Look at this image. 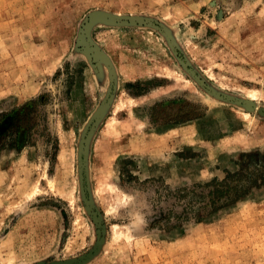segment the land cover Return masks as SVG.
I'll list each match as a JSON object with an SVG mask.
<instances>
[{"label":"rangeland","instance_id":"374dc122","mask_svg":"<svg viewBox=\"0 0 264 264\" xmlns=\"http://www.w3.org/2000/svg\"><path fill=\"white\" fill-rule=\"evenodd\" d=\"M0 264H264V0H0Z\"/></svg>","mask_w":264,"mask_h":264},{"label":"bare ground","instance_id":"6f19581e","mask_svg":"<svg viewBox=\"0 0 264 264\" xmlns=\"http://www.w3.org/2000/svg\"><path fill=\"white\" fill-rule=\"evenodd\" d=\"M251 99H252V97H251ZM248 107V106H247Z\"/></svg>","mask_w":264,"mask_h":264}]
</instances>
